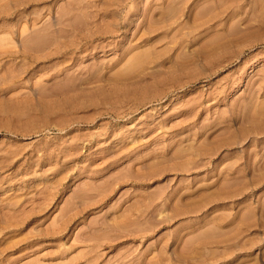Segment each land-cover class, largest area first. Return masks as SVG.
Here are the masks:
<instances>
[{"label": "rangeland", "instance_id": "1", "mask_svg": "<svg viewBox=\"0 0 264 264\" xmlns=\"http://www.w3.org/2000/svg\"><path fill=\"white\" fill-rule=\"evenodd\" d=\"M263 102L264 0H0V264H264Z\"/></svg>", "mask_w": 264, "mask_h": 264}, {"label": "bare ground", "instance_id": "2", "mask_svg": "<svg viewBox=\"0 0 264 264\" xmlns=\"http://www.w3.org/2000/svg\"><path fill=\"white\" fill-rule=\"evenodd\" d=\"M262 104H264V102H263ZM262 104H261V106H263ZM261 106H260V108H261ZM262 110H263V109H262ZM223 128H224V127H223Z\"/></svg>", "mask_w": 264, "mask_h": 264}]
</instances>
